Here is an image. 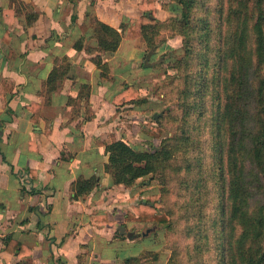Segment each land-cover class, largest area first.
Masks as SVG:
<instances>
[{"label": "crops", "instance_id": "obj_1", "mask_svg": "<svg viewBox=\"0 0 264 264\" xmlns=\"http://www.w3.org/2000/svg\"><path fill=\"white\" fill-rule=\"evenodd\" d=\"M141 1L0 0V264H122L125 214L109 205L126 187L112 184L105 145L120 139L141 149L128 140L141 136L140 115L126 121L113 99L137 69L127 54L137 40L123 32L114 51L87 48L96 47L99 22L121 31L139 17ZM96 54L113 78L100 76ZM56 60L70 63L72 76L46 96L42 83ZM93 175L99 186L75 198L72 182ZM7 236L22 250H7Z\"/></svg>", "mask_w": 264, "mask_h": 264}, {"label": "trees", "instance_id": "obj_2", "mask_svg": "<svg viewBox=\"0 0 264 264\" xmlns=\"http://www.w3.org/2000/svg\"><path fill=\"white\" fill-rule=\"evenodd\" d=\"M171 1L178 15L165 20L155 16L157 0H142L139 17L121 23V31L99 22L96 47L87 48L89 52L114 51L126 31L141 36L150 46L163 30L183 37V56L174 64L183 71L184 83L179 90L175 131L162 137L157 126L146 129L153 138H160L158 145L150 142L149 149L112 140L105 145V168L112 184L124 187L147 175L157 178L161 193L140 200L128 215L168 230L174 228V218L170 209L162 208L160 199L168 193V181L177 178L186 188L193 185L182 203L184 230L192 241L186 251L192 259L189 264L193 260L199 261L195 264H264V0ZM26 15L30 18L28 12ZM83 38L74 43L76 49L82 48ZM91 60L101 76H107L108 65L100 55ZM69 76L71 64L56 60L42 83L43 93L49 96L60 90ZM88 92L87 84H82L81 99L88 98ZM132 92L126 86L113 99L137 101ZM193 116L210 136V152L204 155L197 149L194 127H190ZM206 171L217 186L212 213L204 209ZM98 186L97 175L79 176L71 190L78 198ZM4 243L14 252L23 247L11 236ZM122 264H143L142 257L127 256Z\"/></svg>", "mask_w": 264, "mask_h": 264}, {"label": "rangeland", "instance_id": "obj_3", "mask_svg": "<svg viewBox=\"0 0 264 264\" xmlns=\"http://www.w3.org/2000/svg\"><path fill=\"white\" fill-rule=\"evenodd\" d=\"M211 2H214V0ZM156 3V18L165 20L168 17L178 15V12L173 10L171 0H157ZM166 14L168 16H165ZM125 35L128 38L137 40L131 42L134 43L136 50L127 51L131 58L133 55L135 68L137 69L134 68L132 74L124 76L122 87H131L133 90L132 96L135 94L138 100L125 102V98L122 97L118 101L120 103L118 110L121 112L126 111L125 114L129 115L128 118L122 117L126 121H129L130 117H134V115H140L138 121L141 124L144 123L145 126L141 127L139 125L135 129L137 130L136 133H141V136L137 134L133 138V135H129L128 140L141 149H149L150 142L158 145L160 138H153L152 135L146 133V129L155 125L161 130L160 133L163 137L171 135L179 123L177 115L180 113L179 90L184 84L183 71L178 70L174 64L177 59L183 56V37L163 30L155 37L154 46H150L141 36L131 35L127 31ZM124 48H131V46L125 44ZM146 55H149V57L147 66H144L143 62ZM122 71H125V69ZM109 72L108 67L107 76L104 77L113 78ZM130 104L131 106H128ZM154 113H157L158 116L154 117ZM190 127H194L192 133L201 155L210 152L208 145L210 136L207 128L202 127V122L195 116L190 118ZM205 165H207V162H205ZM193 177H195L193 174L190 175L188 180L191 185ZM204 178L206 182L205 190L208 191V194L203 196L204 200L207 201L204 209L207 213H212L217 200V186L215 187V180L210 178L208 171L205 172ZM160 187L157 178L147 175L137 180L131 187L118 189L119 191L113 194L112 199L116 201L112 202L114 201L112 200L111 204H108L109 210L116 214L121 212L125 214V221L120 225L124 227L122 230L123 239H129V242L124 240L117 252L120 256L125 257L140 256L143 264H183L184 262L189 264L188 260L192 259L187 256L186 251H188V246L191 245L192 241L191 238L187 237L184 230L187 223L182 205L188 199L191 187L186 188L177 178H172L168 181V193L160 198L162 208L171 210L172 218H174V228L172 230L157 226L150 221L134 219L128 215L129 212L133 211V206L137 205L140 200L151 195H159L161 193ZM191 220L193 221V219ZM197 262L199 263L198 260L192 261L193 264ZM211 263L214 264L213 261Z\"/></svg>", "mask_w": 264, "mask_h": 264}, {"label": "water", "instance_id": "obj_4", "mask_svg": "<svg viewBox=\"0 0 264 264\" xmlns=\"http://www.w3.org/2000/svg\"><path fill=\"white\" fill-rule=\"evenodd\" d=\"M148 57H149V55H146V57H145V59H144V62H143V65L144 66H147V60H148ZM158 116V114L157 113H154V117H157ZM123 226L122 225H119V231L122 233V230H123Z\"/></svg>", "mask_w": 264, "mask_h": 264}]
</instances>
